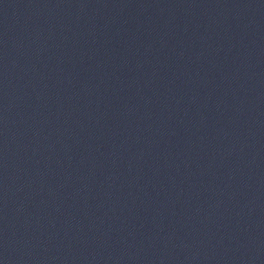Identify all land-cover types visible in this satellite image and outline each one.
<instances>
[{
	"label": "water",
	"instance_id": "obj_1",
	"mask_svg": "<svg viewBox=\"0 0 264 264\" xmlns=\"http://www.w3.org/2000/svg\"><path fill=\"white\" fill-rule=\"evenodd\" d=\"M0 264H264V0H0Z\"/></svg>",
	"mask_w": 264,
	"mask_h": 264
}]
</instances>
